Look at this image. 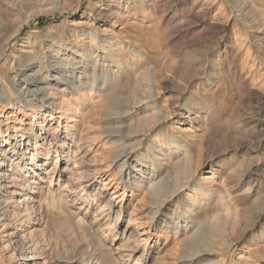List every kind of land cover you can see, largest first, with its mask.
<instances>
[{
	"label": "rangeland",
	"instance_id": "1",
	"mask_svg": "<svg viewBox=\"0 0 264 264\" xmlns=\"http://www.w3.org/2000/svg\"><path fill=\"white\" fill-rule=\"evenodd\" d=\"M174 140L201 164L180 190ZM0 165V264H23L15 228L30 264H264V0H0Z\"/></svg>",
	"mask_w": 264,
	"mask_h": 264
},
{
	"label": "bare ground",
	"instance_id": "2",
	"mask_svg": "<svg viewBox=\"0 0 264 264\" xmlns=\"http://www.w3.org/2000/svg\"><path fill=\"white\" fill-rule=\"evenodd\" d=\"M247 39V38H246ZM91 41V40H90ZM247 42V41H246ZM249 42H250V40H249ZM249 42L246 44V45H248V46H245V48L247 49V55L248 56H250L249 54V52L251 51V46H250V44H249ZM89 44V43H88ZM243 45V44H242ZM101 46H99V48H100ZM121 48H119V52L120 51H123V47L122 46H120ZM103 48V47H102ZM108 50L106 51H103V50H101L102 51V55H101V51H100V57H102L104 60H109L110 62H112V63H116V64H119V62H120V59H119V54H116L115 52H117V50H112L111 48H107ZM103 52H104V56H103ZM74 53H76V51L74 52ZM73 52H72V55L74 54ZM94 53H96L97 54V49L96 50H94L93 51V55H94ZM82 55V54H81ZM98 58H99V56H98ZM102 59V60H103ZM136 67V66H135ZM135 69V68H134ZM119 71V70H118ZM212 71V73H213V69H209V72H211ZM144 77V76H143ZM209 80V79H208ZM211 80V79H210ZM93 82V81H92ZM144 82V81H143ZM94 86H95V84H93L92 85V87H91V91L94 89ZM144 87V86H143ZM146 87V86H145ZM147 88V87H146ZM145 88V89H146ZM144 89V90H145ZM148 89V88H147ZM147 94V97L149 98V99H151L153 96H151L152 94L150 93V94H148V93H146ZM36 95H37V93H36ZM169 98V97H168ZM170 99V98H169ZM169 99H165L166 101H165V108L166 109H168V103H169ZM140 100H143V99H140ZM154 106V105H153ZM147 111H149V109L147 110ZM155 112V113H154ZM148 112H146L145 113V122L146 123H150V122H152L153 120H156L157 119V117H156V115H159L160 113H158V109L157 108H155V110H153V113H154V115H151L150 113L149 114H147ZM172 112H171V110L169 111V114H171ZM66 115H68V110L66 109V110H64V111H62V116L64 117V116H66ZM180 115L181 114H179V115H176L178 118H177V121H178V123H186L187 121H185V119L183 118V119H181L180 118ZM175 116V117H176ZM194 121H195V119H190V121H189V123L190 124H193L194 123ZM178 126H181L180 124H178ZM177 126V129H179V127ZM185 135H189V134H191V133H196L195 131H193L192 130V128L191 127H187V128H184L183 129V131H182ZM255 133V132H254ZM251 134V133H250ZM69 135V134H68ZM71 137H72V139H75V137H74V134L73 135H71ZM26 140L28 141V142H32V141H34V140H31V137H27L26 139H25V141H23V140H20V141H18V142H9L8 144H9V146L8 147H13V152H16L17 151V149L18 148H20V146H24L25 145V142H26ZM35 142V141H34ZM173 144L176 146V150H171V148L169 149V150H167V152L166 151H164V153H165V155L166 156H170V155H174V157H171V161L176 165V166H178L179 167V171H181L182 173H188V175H187V177L185 178L186 180H187V182L184 184V185H179V190L180 189H182L183 187H185V186H188L189 185V183H191V182H193V178H194V176L193 175H196V174H198V172H199V170H200V167H201V164H200V166L199 167H197V168H194L193 166H192V162H193V160H192V157H193V155H194V152H193V147H191V146H189V145H185V144H182V143H179V142H177V141H173ZM5 147H7V146H5ZM28 147V146H27ZM173 151V152H172ZM181 151L183 152L182 154H181ZM5 152V151H4ZM122 157V156H121ZM155 157H157V155L155 156ZM201 155H199V158H200V160H201ZM158 159H159V157H157ZM127 164V162H123L121 165H126ZM1 166V165H0ZM124 166H121V170H120V173H123L124 172ZM198 170V171H197ZM200 175V174H199ZM6 174H4V176H2L1 178H0V197L2 196V195H5V193H6V191H7V187H6V184H5V182H6ZM120 180V179H119ZM210 180H211V178H209V177H205V178H203L202 176H200V179H199V184L201 185L202 183H209L210 182ZM121 181H122V184H123V186H124V188L126 189L127 188V185L123 182V179H121ZM137 183V182H136ZM222 185L226 188V189H228L229 191V193H230V191H231V189H232V187L230 186V184H229V181H227V179H225V180H223L222 182ZM138 184V183H137ZM164 184H166L165 183V181H163V183H157L156 185H154L150 190H151V192L153 193V192H156L158 189H160ZM116 185V184H115ZM50 187H51V185H50ZM116 188V187H115ZM194 189L193 190H191L190 191V193L189 194H187V197H186V199H185V201L187 202V204L186 205H184V208L186 209V212H187V214H189L190 212H195V208L197 207V203L195 202V198H194V200H193V197H191L190 196V194L191 193H194V196H197V198H200V200H199V202H202L203 201V197L205 196V191H204V189L200 186V187H196V186H194L193 187ZM3 190V191H2ZM195 190V191H194ZM123 194V196H124V193H122ZM263 194V193H262ZM56 196H58V195H56ZM41 193H38V192H33V195L31 196V198H30V200L32 199V205L30 206V210H32V211H36L38 208L37 207H39L40 208V206H41ZM264 197V196H263ZM113 198H114V196H113ZM112 198V199H113ZM124 198V197H123ZM46 202L48 203V205L50 206V205H52V206H54V207H59V203H58V200L56 201V199H55V193L54 192H52V190L49 192V197L46 199ZM163 203V202H162ZM157 204V203H156ZM199 206L197 207V208H199V209H201V205L200 204H198ZM59 210H60V212L62 213L63 212V210L59 207ZM56 212V211H55ZM175 213H178V211H175ZM0 215H1V212H0ZM185 215H186V213L183 215V217H185ZM119 212L117 213V219H116V221H118L119 220ZM182 217V218H183ZM182 218H180V219H182ZM7 222H8V219L6 218L5 219ZM179 220V219H178ZM134 222V221H133ZM5 224H7L8 225V227H11L12 225H13V223L12 222H9V223H5ZM169 224H171L173 227H172V229L175 227L177 230H175V232H174V229H173V232L175 233V234H178L179 233V231H178V229H179V227H180V225H179V221L178 222H176V223H174V221H171L170 220V222H169ZM30 225H32V227H35L36 229H35V231H36V234L38 235V236H40V238H41V241L43 242V246L45 245V246H47V242L49 241L47 238H46V234L44 233V231H45V228H41V226H42V224H41V221H39V220H35L34 219V222L32 223V224H30ZM87 227V226H86ZM128 228H130L129 229V231H131V233H130V236H134L135 237V232H139L138 231V229L136 228V226H134L133 224H132V222H130L128 225H127V228L125 229V232H126V230L128 229ZM91 229V228H90ZM16 230H17V228H15V230L13 231L14 233H12V235H10L9 236V238H8V241H9V243H10V245H12V250L14 251V253H17V255L20 257V259L22 260V262H23V264H30V262L32 261L30 258H29V254H30V252H31V249L28 247V245L26 244V242L25 241H23V240H21V239H19V234L16 232ZM133 230H136V231H133ZM90 231V230H89ZM188 233H189V228H188V226L186 227V229H185V232H183V230H182V236L184 237V239H186L184 242L186 243V244H189V245H192L193 244V242L195 241V239H196V237H190L189 238V236H188ZM92 233H90V235H91ZM190 234V233H189ZM137 235H138V238H139V233L138 234H136V237H137ZM142 236V235H141ZM93 240H94V238H93ZM143 241V240H142ZM96 244V243H95ZM189 245H186L187 246V248H190L189 247ZM44 248V247H43ZM187 253H186V252ZM202 253V251H198L196 254H201ZM184 257H183V260H184V264H188L189 262H191V260H192V255L190 256V254H189V251H187V250H184ZM97 255V254H96ZM98 258H100V257H98ZM97 258V259H98ZM197 258V257H196ZM49 259H50V261L52 262V263H59V264H67V263H62L61 262V259H60V256H58L57 254L55 255H51V256H49ZM102 259V258H101ZM217 262V261H216ZM105 263V262H104ZM238 264H241V262H238Z\"/></svg>",
	"mask_w": 264,
	"mask_h": 264
}]
</instances>
